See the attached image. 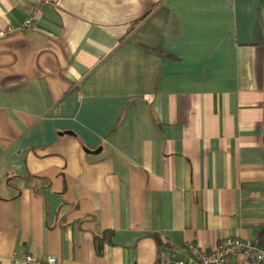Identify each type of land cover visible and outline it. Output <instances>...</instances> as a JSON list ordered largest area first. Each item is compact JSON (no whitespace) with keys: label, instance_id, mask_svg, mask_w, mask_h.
I'll list each match as a JSON object with an SVG mask.
<instances>
[{"label":"crops","instance_id":"obj_1","mask_svg":"<svg viewBox=\"0 0 264 264\" xmlns=\"http://www.w3.org/2000/svg\"><path fill=\"white\" fill-rule=\"evenodd\" d=\"M262 233L264 0H0V264Z\"/></svg>","mask_w":264,"mask_h":264},{"label":"built area","instance_id":"obj_2","mask_svg":"<svg viewBox=\"0 0 264 264\" xmlns=\"http://www.w3.org/2000/svg\"><path fill=\"white\" fill-rule=\"evenodd\" d=\"M33 18L28 17L23 27L32 25ZM189 252L192 262L175 260L173 264H264V248L258 240L243 239L239 237H226L220 240L211 250L202 249L199 245L190 244ZM53 256L46 258L43 263L35 255H24L20 264H55ZM166 258L161 257V263L165 264Z\"/></svg>","mask_w":264,"mask_h":264},{"label":"trees","instance_id":"obj_3","mask_svg":"<svg viewBox=\"0 0 264 264\" xmlns=\"http://www.w3.org/2000/svg\"><path fill=\"white\" fill-rule=\"evenodd\" d=\"M259 241V244L264 248V233L261 234V237H260V240ZM110 242V239H109V234H104L102 237H99V238H96L95 239V246H96V249L98 251V253H101V250H102V245L104 243H109ZM100 249V251H99Z\"/></svg>","mask_w":264,"mask_h":264}]
</instances>
